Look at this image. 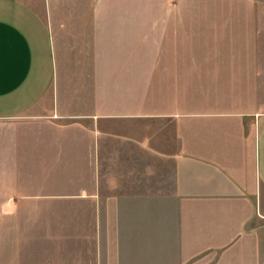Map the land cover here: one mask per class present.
<instances>
[{"label": "crops", "instance_id": "0c3cea01", "mask_svg": "<svg viewBox=\"0 0 264 264\" xmlns=\"http://www.w3.org/2000/svg\"><path fill=\"white\" fill-rule=\"evenodd\" d=\"M262 39L264 0H0L12 264L24 206L77 214L85 264L264 261Z\"/></svg>", "mask_w": 264, "mask_h": 264}, {"label": "rangeland", "instance_id": "374dc122", "mask_svg": "<svg viewBox=\"0 0 264 264\" xmlns=\"http://www.w3.org/2000/svg\"><path fill=\"white\" fill-rule=\"evenodd\" d=\"M215 7L198 5L196 7H184L183 12H216ZM172 12V10H171ZM178 12V11H177ZM260 53L261 86L264 89V39H262ZM264 108V102L262 103ZM22 176H29V167H22ZM29 203L35 205V201ZM28 202L26 205H29ZM37 205L46 203L37 201ZM26 207V208H25ZM28 206L22 207L20 218V244L15 245V253L19 248L20 259L15 264H85L88 259L87 247L79 243L77 214L69 213H29ZM262 233H264V221H262ZM7 225V221H5ZM81 236V235H80ZM264 236V234L262 235ZM82 237V236H81ZM6 237H0V264H12V245L7 243ZM4 241V242H3ZM9 242V240H8ZM4 243V244H2ZM4 248L7 250L4 252ZM9 253V254H8ZM6 256V257H5ZM5 257V260H4ZM226 264V263H224ZM228 264H254L252 262H233ZM257 264H264V261Z\"/></svg>", "mask_w": 264, "mask_h": 264}]
</instances>
